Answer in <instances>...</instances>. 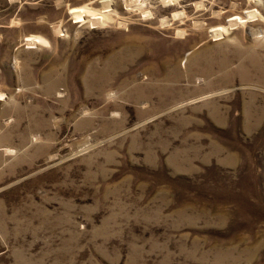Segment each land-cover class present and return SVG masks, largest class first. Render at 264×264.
Wrapping results in <instances>:
<instances>
[{
    "label": "rangeland",
    "instance_id": "374dc122",
    "mask_svg": "<svg viewBox=\"0 0 264 264\" xmlns=\"http://www.w3.org/2000/svg\"><path fill=\"white\" fill-rule=\"evenodd\" d=\"M169 1L0 0V264H264V0Z\"/></svg>",
    "mask_w": 264,
    "mask_h": 264
},
{
    "label": "bare ground",
    "instance_id": "6f19581e",
    "mask_svg": "<svg viewBox=\"0 0 264 264\" xmlns=\"http://www.w3.org/2000/svg\"><path fill=\"white\" fill-rule=\"evenodd\" d=\"M171 1L168 0V3H170ZM78 17V16H77ZM80 17V16H79ZM82 17V16H81ZM28 41H31V42H38V41H41L42 39L40 37H28L27 38Z\"/></svg>",
    "mask_w": 264,
    "mask_h": 264
}]
</instances>
